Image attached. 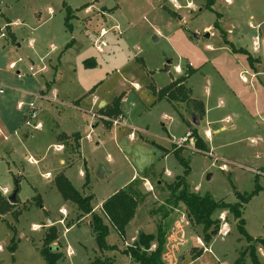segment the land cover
<instances>
[{"label":"rangeland","instance_id":"1","mask_svg":"<svg viewBox=\"0 0 264 264\" xmlns=\"http://www.w3.org/2000/svg\"><path fill=\"white\" fill-rule=\"evenodd\" d=\"M66 1L73 10L71 28L66 23L63 0H0V85L6 92L0 95V190L3 193L8 187L9 193L3 194L9 197L15 189L14 175L19 177L14 210L21 211L18 218L12 212L0 215V264H48L40 253L47 219L55 221L61 230L60 239L54 243L63 253L57 264H90L102 255L92 218L81 215L56 187L54 180L61 172L76 189L93 195V207L99 214L103 213V201L117 189L151 172L148 179L154 189L148 190L144 180L142 190L144 201L155 200L151 206L158 218L156 211L170 194L166 184L184 173L175 154L165 155L161 146L172 148L173 142L193 128L206 141L209 152L198 151L191 141L183 147L191 168L187 181L192 191L234 203L238 201L237 192H252L257 183L264 185V174L256 172L264 165V73L253 79L249 74V81L244 82L235 57L226 49L222 32L215 25L217 11L229 10L235 17L243 9L240 12L225 0H215L211 9L206 7V0ZM88 6L90 10L86 11ZM262 6L264 0H254L252 6L245 3L249 9L244 8L241 19L248 30L250 9ZM6 17L16 21L12 31L21 47L12 44L5 28ZM110 22L114 23L112 29ZM2 27L6 37L1 35ZM101 27L109 29L103 52L96 48V32ZM207 32L210 38L203 36ZM73 38L75 44L61 57L65 44ZM32 40L36 41L34 47ZM20 57L24 60L11 68L10 62ZM88 58H94L96 66H86L83 60ZM169 60L171 69L167 71ZM25 64L33 66L35 74ZM189 65L193 69L186 81L190 97L204 103L205 112L197 126L186 103L174 105L157 100L151 88V84L163 88L183 76ZM39 79L44 87L52 83L57 91L41 98L34 122H42L44 127L35 129L23 120V114L30 113L33 97L23 96L17 88H38ZM123 92V124H108L99 118L97 113L106 115L101 109L85 111L94 98L110 101ZM237 112L240 115L234 118L232 113ZM227 116L233 120L227 122ZM231 122L237 129L230 128ZM222 126L226 129L214 132ZM63 132L78 133L80 147L70 137L66 150L65 146L58 149ZM61 158L66 163H61ZM157 180L162 181L161 187H157ZM180 207L168 218V237L176 234L172 243L167 239L165 264H237L248 242L239 233L234 214L228 212L231 232L227 236L212 235L206 241L203 226L190 228L182 221L183 216L187 218L183 213L185 203L181 202ZM63 208L68 212L66 218ZM218 215L219 210L215 218ZM62 217L65 224L58 222ZM243 217L248 233L264 238V187L245 204ZM105 220L110 226L108 242L118 247L108 255L115 264H137L122 250L134 244L136 226L142 227V232H155L156 222L140 211L127 228L125 239ZM67 222L73 224L69 230ZM198 237L206 244V251L197 245ZM178 242L183 244L176 252L168 251ZM258 253L260 264H264V246L258 248ZM245 264H253L249 254Z\"/></svg>","mask_w":264,"mask_h":264},{"label":"trees","instance_id":"2","mask_svg":"<svg viewBox=\"0 0 264 264\" xmlns=\"http://www.w3.org/2000/svg\"><path fill=\"white\" fill-rule=\"evenodd\" d=\"M215 0H206V7L212 8ZM63 7L66 9V23L71 28L69 23L73 10L68 5L66 0H63ZM222 32L224 42L229 44L233 52H248L242 48H235L233 44L227 40L225 32L220 28V22H215ZM69 45V44H68ZM249 60L253 61L249 54ZM95 59H85L86 66H95ZM193 69L188 67L183 76L176 80H173L167 86L157 89L154 85H151L153 93L156 95L157 100H168L172 104L186 103L189 111H195L200 117L204 114V103L200 100L190 97L191 90L186 86L187 79L191 76ZM125 93L116 96L111 103L101 108L102 111L109 117H117L122 113L121 103ZM109 124V122L107 121ZM192 126V125H191ZM192 135L195 139V146L198 151L207 152L209 149L204 139L199 135L198 131L191 129ZM79 147V145L77 146ZM183 148L173 147V153L184 166V173L179 175L177 179L167 184L170 191L169 197L161 205L156 213L159 214L157 220L156 233H144L142 232L133 245L122 250L125 254L129 255L137 264H165L164 254L167 245V239L170 230V221L168 220L171 213L178 208L181 202L186 205V214L189 223L194 226H203L204 237L206 241H209L212 237V232L218 230L220 226V220L214 217V214L219 210H225L232 212L237 221V228L239 233L247 240L248 246L245 250L241 251L238 257L237 264H245L246 255L249 257L253 264H260L258 248L264 246V238L251 236L246 229V220L243 217L244 205L248 203L260 190L259 184L252 192H237V202H227L225 200H216L210 193L200 194L190 189L187 181V177L190 174L191 168L189 161L182 155ZM209 152V150H208ZM152 173L149 172L148 175ZM145 173L141 177L135 178L125 187L115 191L110 197L104 200L102 203V214L95 212L93 207V195L83 194L76 189L72 181L63 173H59L55 178L56 187L63 195L64 199L74 203L81 211V215L90 214L92 221L91 226L96 235V241L102 255L96 256L90 261V264H115V259L108 255L109 252H114L118 249L116 244H110L108 242V236L110 234V226L106 222L105 217L109 223L117 230V232L124 236L126 228L131 220L134 218L138 206L146 198V194L142 190V184L145 179L150 178ZM159 181V180H158ZM157 181V183H158ZM15 189L20 190L19 177L14 175ZM156 183V184H157ZM38 203L41 199L39 196ZM15 203H11L0 190V215H4L8 212H12L15 218H18L21 211L14 210ZM153 216V215H152ZM72 225V224H71ZM70 225V226H71ZM60 232L56 225L48 227L44 237L43 245L40 248V253L48 264H57L63 257V253L54 244L59 238ZM14 242V241H13ZM155 244V247L153 245ZM16 242L11 246V251H15ZM203 251L195 257L202 255Z\"/></svg>","mask_w":264,"mask_h":264},{"label":"crops","instance_id":"3","mask_svg":"<svg viewBox=\"0 0 264 264\" xmlns=\"http://www.w3.org/2000/svg\"><path fill=\"white\" fill-rule=\"evenodd\" d=\"M225 2L227 3V4H229L230 6L231 5H235L237 8H239V10H240V12H242L241 11V9H243V12H245L246 10L244 9V8H248V7H244V5H245V3L248 5V6H252L253 4H254V0H238L237 2L235 1V0H229V1H227V0H225ZM241 8V9H240ZM249 9V8H248ZM88 10H90V6H88L87 8H86V11H88ZM252 12H250V16H249V20H248V27H249V29L250 30H248L247 28H246V25H245V23L242 21V19H241V16L243 15V12H242V14L240 15H238V16H235V17H232L230 14H229V10L227 11V10H219V11H217V13H218V20H219V22H220V28L225 32V36H226V38H227V40H229L232 44H233V46L235 47V48H242V49H244V50H246L247 52H248V54L247 53H243V52H233L232 51V49H231V47H230V45L229 44H225L226 45V49L228 50V52L229 53H232V56L233 57H235L234 59L236 60L235 62H236V64H237V66L238 67H240V71H239V75H240V77H242V79H244V78H246V82L247 81H249V79H248V77H247V75H251V77H252V79L253 78H255L257 75L256 74H260V73H264V6H262L261 8H259V7H256V8H253V9H250ZM0 12H1V10H0ZM6 19H7V21H6V29H8L9 30V32H10V37H11V39H12V44L13 45H15L14 47L15 48H18V47H21V44L20 43H17V40H16V36H15V32H13L12 31V29H13V27L14 26H16V21H12V19L10 18V17H6ZM18 23V22H17ZM110 24L111 25H113L114 23L113 22H110ZM114 26V25H113ZM3 28L4 27H2L1 29L3 30ZM5 28H4V30L2 31V32H4L5 33ZM101 29V28H100ZM2 34V33H1ZM96 34H98V32H96ZM7 35H6V33H5V36L4 37H6ZM210 38V37H209ZM223 41H224V39H223ZM32 42H33V45H32V47H34V44L36 43V41L35 40H32ZM31 42V43H32ZM75 42H76V39L75 38H73L71 41H68L66 44H65V46H64V49L62 50V52H61V57H63V55L65 54V52H67V51H69L72 47H73V45L75 44ZM257 42V46L255 45V43ZM17 43V44H16ZM69 44V45H68ZM251 45V47H249ZM229 46V47H228ZM38 47L36 46V49H37ZM249 54L251 55V57H252V59H253V61H250L249 60ZM94 59V58H93ZM24 60V59H23ZM60 60V59H59ZM84 61H85V59L83 60V63H84ZM234 61V60H233ZM14 62H17V65H16V67L19 65V63H21L22 61H18V59H17V61L15 60V61H11L10 62V67H11V64L12 63H14ZM25 62V61H24ZM94 63H96L97 64V62H96V60L94 61ZM142 63H143V65H144V61H142ZM32 64H34L33 62H32ZM96 66V65H95ZM190 66V65H189ZM15 67V68H16ZM29 67L30 66H28L27 67V65L25 64V68H28V70H29ZM190 67H192V66H190ZM12 68V67H11ZM170 69H171V67H170ZM21 69L19 68L18 69V74L21 76L22 74H21V71H20ZM23 70V69H22ZM178 70H179V72L181 71V68H178ZM41 71V70H40ZM39 71V72H40ZM255 75V77H253ZM35 76V75H34ZM37 77V76H36ZM259 78V77H258ZM173 80H176V79H173ZM172 80V81H173ZM172 81H170L168 84H170ZM47 82V81H46ZM245 82V81H244ZM167 84V85H168ZM151 85H154V84H151ZM166 85V86H167ZM18 86V85H17ZM157 89H161V87H157L156 85H154ZM0 87H2L3 89H4V86H2V85H0ZM25 87H27V88H25V89H19V88H17L19 91H21L20 93H23L22 95L24 96V95H28L29 97H33V100H31L30 101V103H32V102H34L35 104H36V107L38 108V106L39 105H41V103H42V101H41V98H43V97H45L46 95H48L49 94V92L51 91V92H53V93H55L56 91H57V89H56V87L52 84V83H48V86H46V87H44V84L43 83H41V80L39 79V81H38V88L36 87L35 89H33V87H28V86H25ZM135 89H137V88H139V85L136 83L135 84ZM165 87V86H164ZM16 87H14L13 89H15ZM6 92H5V89H4V92L3 93H0V95H2L3 96V94H5ZM124 93V92H123ZM125 96V95H124ZM3 101H4V103H7V98L6 97H3ZM113 100V99H112ZM112 100H110V101H107V100H104V99H101V98H94L93 100H92V103H91V107L90 108H88V110H85L86 112L87 111H91V110H93V111H98L99 109H101V108H103V107H105V106H107L109 103H111V101ZM23 102V101H22ZM22 102H20V103H22ZM30 103H29V107H30ZM104 103V104H103ZM103 104V105H102ZM79 108H81V104L80 103H78V105H77ZM94 107H96L95 109H93ZM36 108V109H37ZM30 109V112H31V108H29ZM97 109V110H96ZM122 112H123V109H122ZM30 114V113H29ZM37 114H38V112H37ZM192 114H195L196 116H198V113L197 112H195V111H191V116H192ZM233 114V117L234 118H238L239 117V115H240V112H237V114L236 113H232ZM28 116V113H24L23 114V120L25 121V118ZM123 116H125V114H124V112H123ZM1 118V117H0ZM200 117H198V119H199ZM231 117L230 116H227L226 118H225V120L227 121V122H229V120L231 121ZM200 120V119H199ZM233 120V119H232ZM42 123V122H41ZM190 125V127H193V126H191V124H189ZM194 125V124H193ZM96 126V125H95ZM94 126V127H95ZM42 128L44 127L43 126V123H42V126H41ZM230 128L231 129H237V125L236 124H234V123H232L231 122V126H230ZM224 129H226V127L225 126H222L221 128H216L215 130H214V132H216V133H218L220 130H224ZM32 135V137L34 136L33 134H31ZM70 137H72V140H75V145H76V147L79 145V147H80V143L78 142V138H79V135H78V133H73V134H67V133H65V132H63V133H61L60 134V137H59V140H60V144H59V148L58 149H60V150H63L64 149V146H65V150H66V144H67V142L68 141H71L70 139ZM206 142V141H205ZM61 146H62V148L63 149H61ZM78 147V148H79ZM162 148H164L165 149V155H167V154H169L170 152L171 153H173V147H175V145H173V147L172 148H169V147H166V146H161ZM176 148V147H175ZM183 151H184V149L182 150V155H183ZM212 151V150H211ZM213 153V152H212ZM211 153V154H212ZM184 156V155H183ZM185 157V156H184ZM61 163H66V160L64 159V158H61ZM250 170H252V171H254L255 169L254 168H251ZM184 172V171H183ZM256 172H258V173H260V172H262L263 174H264V165L263 166H261V169H256ZM49 174V173H48ZM179 175H182V174H179ZM134 178V177H133ZM138 178V177H137ZM135 179V178H134ZM133 179V180H134ZM150 179V178H149ZM149 179H145V180H149ZM151 180V179H150ZM158 181V180H157ZM162 183V181L161 180H159L158 181V183H157V187H161V184ZM257 184H259V183H257ZM128 185V184H127ZM259 186H260V184H259ZM166 187H167V184H166ZM264 187V185H261L260 186V189L261 188H263ZM4 190H8V193H9V189H8V187H5L4 188ZM118 190V189H117ZM116 190V191H117ZM144 192V191H143ZM3 193H4V191H3ZM145 200V199H144ZM104 202V201H103ZM153 203H155V200L154 199H149V200H146V201H143L139 206H138V208H137V211H136V214H135V216H134V218L131 220V222L128 224V226H127V228L129 227V225H131V223H133L134 221H135V219L138 217V215H139V213H140V211H142V213L144 214V215H147V216H149L151 219H153V221L154 222H156V224H157V220L159 219V218H157V215L156 214H154V209L152 208V206H151V204H153ZM163 203H165V202H163ZM181 204V203H180ZM180 204H179V206H178V208H176L171 214H174V212L176 211V210H180L181 209V207H180ZM247 204V203H246ZM245 206V205H244ZM95 209V208H94ZM63 212H65L66 214H64V213H62V215H64V218H66L67 217V215H68V212H67V210L65 209V208H63V209H61ZM222 211V210H221ZM221 211H219V213L221 212ZM151 212L154 214L153 216L151 215ZM218 212V211H217ZM184 214H186V211L185 212H183ZM183 214V215H184ZM187 215V214H186ZM227 215H228V212H227ZM85 216H89L90 218H91V215L90 214H86ZM171 216V215H170ZM219 216V215H218ZM218 216L216 217V218H218ZM215 217V216H214ZM182 221H186V223H188V227H190V228H196V227H192V226H190V223H189V221H188V218H186L185 219V217L183 216L182 217ZM60 224H65V219H63V217H62V219H60L59 221H58ZM178 221H176V223H177ZM52 225H56L55 224V221H52ZM67 227H66V230H69V228L71 227V226H73V224L71 225V224H68V222H67ZM71 225V226H70ZM49 226H51V225H48L47 224V229H48V227ZM57 226V228H58V230H59V232L61 231L60 229H59V227H58V225H56ZM173 226V225H172ZM127 228H126V232H127ZM142 227H139V226H136V228H135V232H134V234H133V237H132V240H137V238H138V236L142 233V231H140V229H141ZM157 228V227H156ZM186 226H185V231H186ZM183 228L181 229V231L183 232ZM156 231H157V229H156ZM156 231L154 232V230H152V231H150V232H144V233H156ZM46 233V232H45ZM61 233V232H60ZM175 232H173L172 233V235H170V237H168V238H170V243H172V240H173V238H174V236H175ZM45 235V234H44ZM125 236H126V233H125V235L124 236H122V237H124L125 238ZM254 238H257V237H254ZM263 238V237H262ZM59 239H60V237H59ZM126 239V238H125ZM180 241H182L181 240V238L179 237L178 238ZM198 239H199V237L197 238V245H198ZM201 240V239H200ZM168 242V241H167ZM128 244V243H127ZM183 244V242H178V243H176V244H174V245H172L171 247L172 248H168V251H169V249H171L170 251L171 252H176V249H178L179 248V245H182ZM56 245V244H55ZM169 245V244H168ZM167 246V245H166ZM56 247L59 249V250H61L60 249V246H57L56 245ZM70 247V246H69ZM153 247H155V244L153 245ZM198 247V246H197ZM203 248V247H202ZM70 249V248H69ZM204 251H206V249H204ZM203 251V252H204ZM208 251H210V250H208ZM168 254V253H167ZM67 255H69V254H67ZM129 256V255H128ZM129 258L132 260V261H134L130 256H129ZM261 261V260H260ZM135 262V261H134ZM136 263V262H135Z\"/></svg>","mask_w":264,"mask_h":264},{"label":"built area","instance_id":"4","mask_svg":"<svg viewBox=\"0 0 264 264\" xmlns=\"http://www.w3.org/2000/svg\"><path fill=\"white\" fill-rule=\"evenodd\" d=\"M229 1V0H227ZM114 26H112L111 28L109 29H112ZM109 29L105 28V27H101V29L99 30L98 32V39L96 41V48L99 52H103L104 51V47L107 46V41L105 39L106 35L108 34L109 32ZM2 36H5V33L2 32L1 34ZM255 45L257 46V42L255 43ZM18 61H23V58H19ZM17 65V62H14L11 64V67L12 68H15ZM29 71L32 73V74H35V72L33 71V66H30L29 67ZM244 81H246V78L243 79ZM4 92V89L2 87H0V93H3ZM21 105V104H20ZM30 108H31V112L30 114L25 118V121L24 123L27 125V126H32L33 128L35 129H38V128H41L42 126V123L41 122H37L35 123L34 120L35 118L37 117V107H36V104L34 102L30 103ZM94 114V113H93ZM97 116L103 120H106V121H110L112 122V124H123V119H124V116L123 114H120L119 116L117 117H109L108 115H104V114H100V113H97ZM133 135V134H132ZM191 141L194 142V147L196 148L195 146V139L192 135V131L190 130L189 132H187L186 136H184L181 140H178L177 142H173L175 147L176 148H183L184 146L187 145V143H189ZM193 144V143H192ZM62 148V146H61ZM197 149V148H196ZM146 188L148 190H153V185L151 184V182L149 180H146ZM4 193H8V190H4ZM62 213L66 214L65 212H63L61 210ZM218 219L220 220V226L217 230V235L221 236V237H225L227 236L230 232H231V226L228 222V215H227V211L225 210H222L220 213H219V216H218ZM198 242L199 244L204 248V249H208L206 247V244L200 240V238L198 239Z\"/></svg>","mask_w":264,"mask_h":264},{"label":"water","instance_id":"5","mask_svg":"<svg viewBox=\"0 0 264 264\" xmlns=\"http://www.w3.org/2000/svg\"><path fill=\"white\" fill-rule=\"evenodd\" d=\"M204 37H206V38H209L210 37V34L207 32V33H205L204 35H203ZM196 38H201V34H196V36H195ZM170 63H171V61L169 60L168 62H167V65L165 66V69L168 71V70H170ZM104 104V103H103ZM102 104V105H103ZM192 120H193V124L194 125H199L200 124V120L198 119V116H196L195 114H192ZM100 176H102V170H101V172H100ZM17 195H18V189H14V191H13V193L8 197V199H9V201L11 202V203H16L17 202ZM47 224L48 225H52V221L50 220V219H47ZM217 230H214L213 232H212V235L213 236H215V235H217Z\"/></svg>","mask_w":264,"mask_h":264}]
</instances>
